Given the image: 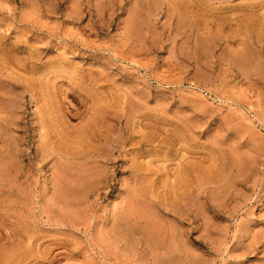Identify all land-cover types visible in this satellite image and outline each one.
Here are the masks:
<instances>
[{"label": "rangeland", "instance_id": "1", "mask_svg": "<svg viewBox=\"0 0 264 264\" xmlns=\"http://www.w3.org/2000/svg\"><path fill=\"white\" fill-rule=\"evenodd\" d=\"M0 264H264V0H0Z\"/></svg>", "mask_w": 264, "mask_h": 264}, {"label": "bare ground", "instance_id": "2", "mask_svg": "<svg viewBox=\"0 0 264 264\" xmlns=\"http://www.w3.org/2000/svg\"><path fill=\"white\" fill-rule=\"evenodd\" d=\"M2 89H3V88H2ZM3 90H4V89H3ZM6 90H7V89H6ZM7 92H8V91H7ZM4 96H10V95H5V94H4ZM3 105H4V104H3ZM5 105H6V104H5ZM5 108H6V107H5ZM106 142H107V141H106Z\"/></svg>", "mask_w": 264, "mask_h": 264}]
</instances>
